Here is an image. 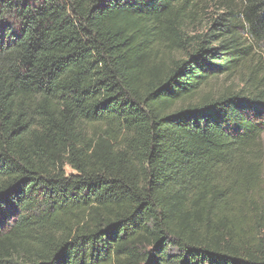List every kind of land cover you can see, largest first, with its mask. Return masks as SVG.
Listing matches in <instances>:
<instances>
[{
	"label": "trees",
	"instance_id": "16d2710c",
	"mask_svg": "<svg viewBox=\"0 0 264 264\" xmlns=\"http://www.w3.org/2000/svg\"><path fill=\"white\" fill-rule=\"evenodd\" d=\"M263 136L264 0H0V264H264Z\"/></svg>",
	"mask_w": 264,
	"mask_h": 264
},
{
	"label": "rangeland",
	"instance_id": "374dc122",
	"mask_svg": "<svg viewBox=\"0 0 264 264\" xmlns=\"http://www.w3.org/2000/svg\"><path fill=\"white\" fill-rule=\"evenodd\" d=\"M263 141H264V136H263ZM70 169L69 168H66V173H70Z\"/></svg>",
	"mask_w": 264,
	"mask_h": 264
}]
</instances>
